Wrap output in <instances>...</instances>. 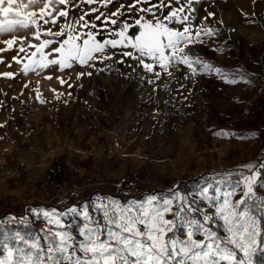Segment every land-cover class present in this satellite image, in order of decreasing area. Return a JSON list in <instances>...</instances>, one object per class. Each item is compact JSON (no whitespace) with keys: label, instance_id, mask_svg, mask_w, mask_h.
Returning <instances> with one entry per match:
<instances>
[{"label":"rangeland","instance_id":"374dc122","mask_svg":"<svg viewBox=\"0 0 264 264\" xmlns=\"http://www.w3.org/2000/svg\"><path fill=\"white\" fill-rule=\"evenodd\" d=\"M194 7V26L203 23L217 34H202V42L188 45L187 54L204 63L234 64L250 78L249 90L244 82L228 84L198 66L195 76L186 65H174L169 69L172 76L161 72L156 79L121 56L123 50L134 51L130 47L111 50L113 59L94 61L93 68L74 64L63 71L49 68L26 75L21 69L28 61L17 64L12 59L24 56L18 53V44L0 52V74H15L11 79L0 75V210H10L15 222L26 204H45L50 207L36 209L57 211L82 207L85 194L68 193L55 203L39 188L46 163L60 154L75 152L73 161L87 171L80 169L85 181H101L108 177L106 172L122 174L121 188L112 186L109 196L116 199L113 195L119 191L143 194L135 200L154 190H171L182 177L258 160L264 152V0H200ZM139 16L125 12L118 24L127 21L134 26ZM239 26L246 35L239 33ZM126 35L137 36L129 30ZM5 38L0 36V41ZM6 47L0 42V48ZM156 70L160 71L158 66ZM81 71L85 75L77 78ZM228 78L240 81L237 76ZM36 143L40 152L34 149ZM257 192L264 194V188L258 186ZM90 193L91 202L101 196ZM63 219L72 224L77 240L82 239L77 231L82 218L69 214ZM47 227L42 217L38 232Z\"/></svg>","mask_w":264,"mask_h":264},{"label":"snow or ice","instance_id":"6c2138e0","mask_svg":"<svg viewBox=\"0 0 264 264\" xmlns=\"http://www.w3.org/2000/svg\"><path fill=\"white\" fill-rule=\"evenodd\" d=\"M198 3L200 0H129L127 5L123 0H0V36L8 37L0 41L7 46L0 52L18 44V53L24 56L12 59L17 64L28 61L21 69L26 75L49 68L63 71L74 64L93 68L94 61H111V50L130 47L134 51L123 50L121 56L134 60L156 79L161 72L172 76L169 69L174 65H186L192 76L197 75L198 66L201 72H215L228 84L247 83L243 77L240 81L228 78L234 74L187 54V46L201 43L202 34H217L203 23L194 26V5ZM125 12L140 13L135 20L140 33L134 38L126 35L132 25L127 21L118 24ZM0 75L11 79L15 74ZM83 75L81 71L77 78ZM258 186H264V156L203 179L191 193L172 189L166 197L151 194L126 202L98 196L82 207L61 211L33 208L49 226L44 237L29 240L17 231L0 239V264H264V194L257 192ZM69 214L83 220L77 228L80 240L73 235L72 224L64 222ZM19 223L26 221L20 218Z\"/></svg>","mask_w":264,"mask_h":264},{"label":"trees","instance_id":"16d2710c","mask_svg":"<svg viewBox=\"0 0 264 264\" xmlns=\"http://www.w3.org/2000/svg\"><path fill=\"white\" fill-rule=\"evenodd\" d=\"M208 63L213 64L217 68L226 69L229 72L233 73V76L237 77H243L247 82L250 81V78L240 72L236 66L232 63L227 64L225 62H217L214 60H208ZM127 90H125L124 94H127ZM122 100H120L121 102ZM264 156V152L260 153L258 158ZM64 156L61 155L57 158V160H53L50 164V166L46 169L44 175L40 179L42 182V188L45 189V191L49 194H53V188L52 185L54 183H62V182H69L71 178V172L66 168V166L63 164ZM257 160H252L249 162H256ZM248 163V162H246ZM246 163L237 164L232 167L227 168H218L213 169L210 171L203 172L196 177L193 178H180L176 181L174 187L172 189L178 190L181 193H191L197 186L198 183H203V179L211 178L213 174L222 172L224 170H236L239 167L245 165ZM203 178V179H202ZM264 188V186H261ZM171 189V190H172ZM171 190L161 189V190H154L153 194L160 196V197H166L170 195ZM116 199L120 200L121 202L126 201L127 199H140L143 197V194L136 193L133 194L131 192L125 191V192H119L118 194L113 195ZM86 203H91V200L88 199ZM203 204L200 206L202 207ZM38 206H41L40 204H26L22 208V213L20 214V218H23L26 223H19V220L13 221L10 216L11 212L10 210H0V239H7L9 236H14L17 231H19L22 235H24L27 239L31 240L36 237H41V235L45 234V230H41L38 232L39 228L34 225V222L32 221L31 215L34 213L31 211L33 208H36ZM49 208V206H45ZM91 211V209H90ZM93 215L97 216L98 219H102V217L99 216L97 213H93ZM41 216H36V219H42ZM262 220H264V216L261 217ZM41 243H46L45 240H42ZM257 261L259 262V253L257 254Z\"/></svg>","mask_w":264,"mask_h":264},{"label":"crops","instance_id":"0c3cea01","mask_svg":"<svg viewBox=\"0 0 264 264\" xmlns=\"http://www.w3.org/2000/svg\"><path fill=\"white\" fill-rule=\"evenodd\" d=\"M250 85H248V83H246L245 89L249 90ZM34 149L35 151L40 152L39 150H37V143L34 144ZM75 152H73L71 155H66L63 154L64 156V161L63 164L66 166V168H68V170H70L71 172V178L69 182H62L60 184V186L58 188H53V194L49 195L46 191L47 194V200L48 201H56L60 202L62 200H64L65 196L68 193H74L75 195L81 193V194H85L83 197L84 200V204L87 202L88 199H91V193L90 191H94L97 192V194L103 196V197H107L109 196V190H112V186L116 187L119 189V187L121 188V184L118 183V181L120 180V177H122V174H116L113 172H106L108 173V177L105 178V176H103L101 178V181H94V180H87L85 181V179H83L81 177V173L85 171L84 168L80 167V164L78 165L77 162L75 163L73 161L74 159V154ZM62 155V154H60ZM59 155V156H60ZM57 156L56 158H51L45 165L44 169H43V173L45 172V170L50 166L51 162L53 160H57V158L59 157ZM80 169L82 170V172L80 171ZM87 172V171H85ZM43 176V175H41ZM40 176V177H41ZM38 181H40V178L38 179ZM39 188L42 189V182L39 184ZM101 186V188H100ZM120 192V191H119ZM42 205L44 208H47L45 206H49V205H45V204H40ZM50 207V206H49Z\"/></svg>","mask_w":264,"mask_h":264},{"label":"built area","instance_id":"2783aa9c","mask_svg":"<svg viewBox=\"0 0 264 264\" xmlns=\"http://www.w3.org/2000/svg\"><path fill=\"white\" fill-rule=\"evenodd\" d=\"M59 186H60V183H54L53 184L54 188H58ZM31 218H32V221L34 222V225L39 227V225L41 223V219L37 220L35 214L31 215Z\"/></svg>","mask_w":264,"mask_h":264},{"label":"water","instance_id":"95a60500","mask_svg":"<svg viewBox=\"0 0 264 264\" xmlns=\"http://www.w3.org/2000/svg\"><path fill=\"white\" fill-rule=\"evenodd\" d=\"M129 31L132 35H137L139 32V27L137 25L131 26Z\"/></svg>","mask_w":264,"mask_h":264},{"label":"bare ground","instance_id":"6f19581e","mask_svg":"<svg viewBox=\"0 0 264 264\" xmlns=\"http://www.w3.org/2000/svg\"><path fill=\"white\" fill-rule=\"evenodd\" d=\"M229 27H231V26H229ZM238 31H239V33H241L242 35H246V33H247V32H245V30H244L241 26L238 27Z\"/></svg>","mask_w":264,"mask_h":264}]
</instances>
